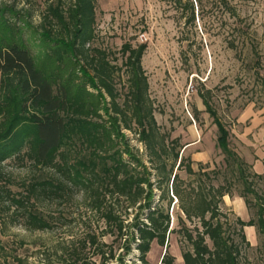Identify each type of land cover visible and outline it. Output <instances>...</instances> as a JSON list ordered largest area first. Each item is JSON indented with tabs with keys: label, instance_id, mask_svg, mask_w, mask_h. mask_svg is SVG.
<instances>
[{
	"label": "trees",
	"instance_id": "16d2710c",
	"mask_svg": "<svg viewBox=\"0 0 264 264\" xmlns=\"http://www.w3.org/2000/svg\"><path fill=\"white\" fill-rule=\"evenodd\" d=\"M74 2L66 10L49 6L41 28H32V39L11 21L23 15L0 7V213L12 212L11 223L27 231H51L52 221L37 204L78 193L84 214L76 231L71 227L53 246L50 255L57 264H152L147 257L152 243L167 246L171 233L180 235L183 264H240L236 236L246 241L244 226L264 234V211L256 220L231 223L220 207L237 183H245L249 169L230 147L229 130L201 93L217 125L223 171L202 162L195 170L193 160L181 154L179 139L163 132L154 116L141 64L146 43H122L118 66V57L111 60L92 43L96 0ZM37 38L34 52L29 42ZM121 70L128 91L124 99L115 84ZM129 134L143 146L146 159ZM19 156L52 175L31 182L18 196L2 182L5 161ZM221 173V183L215 184ZM253 175L263 179L264 170ZM8 246L0 238V264H26L27 257ZM174 260L166 249L161 263Z\"/></svg>",
	"mask_w": 264,
	"mask_h": 264
},
{
	"label": "rangeland",
	"instance_id": "374dc122",
	"mask_svg": "<svg viewBox=\"0 0 264 264\" xmlns=\"http://www.w3.org/2000/svg\"><path fill=\"white\" fill-rule=\"evenodd\" d=\"M73 3L0 0V7L6 5L23 15L21 20L15 16L11 21L23 27L25 39H32V28L40 27L49 6L66 10ZM95 4L92 43L105 49L111 60L118 57V66L123 60L118 52L122 43H146L141 64L161 130L179 139L181 154L193 160L195 170L202 162L223 171V153L216 145L217 125L201 93L206 95L216 117L229 130L230 147L249 165L245 183H237L232 195L223 197L220 207L231 223L237 218L256 220L259 211H264V178L253 175L264 170V0H96ZM25 22L31 27L23 26ZM33 41L38 38L29 42L36 52L38 46ZM115 75L124 99L128 92L126 77L123 70ZM129 136L146 159L143 146L133 134ZM4 172L2 185L18 196L26 193L31 182L52 175L50 169L33 166L26 156L6 160ZM180 176L186 177L182 171ZM222 176L219 174L214 183H221ZM60 201L45 197L37 204L38 211L52 221L51 231H27L11 223L12 212L0 213V238L10 249L26 256V264H50L49 258L57 264L50 255L53 246L69 234L71 227L76 231L75 223L84 214L80 195L73 192ZM242 230L246 241L236 236L240 264H264V234L256 226H244ZM20 239L26 244L19 246ZM180 239L178 233H171L167 246L153 242L148 260L162 264L167 249L175 257L174 264H183ZM104 240L109 238L105 236Z\"/></svg>",
	"mask_w": 264,
	"mask_h": 264
}]
</instances>
